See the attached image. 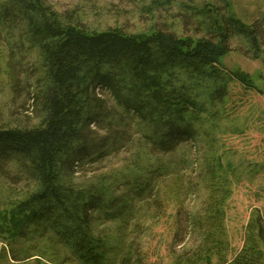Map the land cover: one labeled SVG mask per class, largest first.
Instances as JSON below:
<instances>
[{"label":"trees","instance_id":"1","mask_svg":"<svg viewBox=\"0 0 264 264\" xmlns=\"http://www.w3.org/2000/svg\"><path fill=\"white\" fill-rule=\"evenodd\" d=\"M221 1L220 12L208 0H192L191 14L206 32L193 37L160 29L90 30L43 0H0V38L11 40L20 57L12 86L24 87L25 111L37 119L0 125V178L9 183L0 213V234H7L0 264H29L35 257L47 264H146L140 211L151 200L160 211L158 181L170 172L162 164L141 172V156L173 154L196 141L201 114L209 104L217 115L232 80L256 88L248 73L227 68L222 58L235 37L259 58L262 24L242 20ZM28 53L35 57L26 68ZM121 152L132 155L134 171L78 180L86 167ZM198 179L192 190L208 195L187 219L197 249L173 263L216 257L215 264H264L259 210L250 213L242 247L228 257L222 203L230 182L209 161Z\"/></svg>","mask_w":264,"mask_h":264},{"label":"rangeland","instance_id":"2","mask_svg":"<svg viewBox=\"0 0 264 264\" xmlns=\"http://www.w3.org/2000/svg\"><path fill=\"white\" fill-rule=\"evenodd\" d=\"M43 1L62 16L72 17L90 30L120 28L128 33H148L160 29L193 37L206 34L197 17L191 14L192 0ZM208 1L223 11L221 0ZM228 2L234 15L256 26L262 24L264 31V0ZM12 44L11 40L0 38V125L36 123L37 119L25 111L28 102L23 94L24 87L12 86L11 72H16L14 67L20 60L11 49ZM230 46V52L222 58L223 64L233 71L248 73L256 88H246L232 80L228 98L224 106L218 107L217 115H211L214 108L209 104L206 112L201 114L200 135L196 141L182 146L173 154H147L140 158L141 172L161 164L169 167L170 172L158 181L160 211L152 208V200L146 202L140 211L139 223L144 230L140 247L146 264H174L176 256L192 254L197 249L198 238L196 232L190 231L187 219L190 213L200 211L208 195L203 188L192 190L208 161L224 172L230 182V193L222 203L225 213L223 226L230 247L228 257L242 247L244 227L252 210H259L264 218V41L261 56L257 59L251 58V53L237 37L230 40ZM34 57V53H28L23 66L28 68ZM23 80L19 78L18 82L23 83ZM128 153L121 152L105 162L86 167L88 173L79 174L78 180L83 181L92 174L117 178L128 173V169L134 171L131 168L134 158ZM13 186L22 190L23 183ZM8 187L9 183L0 178V213ZM115 225L107 223L111 231ZM6 236L0 234V261ZM35 258L29 264H47ZM215 263L216 257L202 262Z\"/></svg>","mask_w":264,"mask_h":264}]
</instances>
